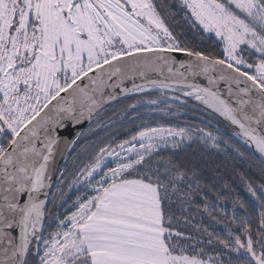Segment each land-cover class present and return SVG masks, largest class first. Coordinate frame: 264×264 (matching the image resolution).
Instances as JSON below:
<instances>
[{
	"label": "snow or ice",
	"instance_id": "1",
	"mask_svg": "<svg viewBox=\"0 0 264 264\" xmlns=\"http://www.w3.org/2000/svg\"><path fill=\"white\" fill-rule=\"evenodd\" d=\"M255 154L264 0H0V264H264V182L224 180Z\"/></svg>",
	"mask_w": 264,
	"mask_h": 264
},
{
	"label": "trees",
	"instance_id": "2",
	"mask_svg": "<svg viewBox=\"0 0 264 264\" xmlns=\"http://www.w3.org/2000/svg\"><path fill=\"white\" fill-rule=\"evenodd\" d=\"M191 39V37H190ZM193 43H196L195 40H193ZM206 46V45H205ZM138 97H135L133 99H121L119 102H116L112 105H110L107 108V111L104 112L100 117V127H97L94 133H90L87 137V139L84 141V143L81 145L80 149H78L79 158L81 160L87 159V153L84 152V149H88V152L90 153L97 145H103L104 143H107L108 139L112 135H117L118 139H126L128 135L131 134V131H134V125L129 124L128 121L125 119L122 121L123 127H121V121L117 119L119 112L121 109H124L127 107V105H130L135 102V99ZM154 98V97H150ZM191 103V102H190ZM138 111L141 112L143 115L144 110L139 109ZM203 113L197 112L193 110L192 108L184 109L182 113L178 117V121L176 119H172L171 117L165 118L162 115L156 114L153 116L151 120H148L147 116L144 117L145 121L149 123L151 126H156V123L158 121H163L165 119L171 120L172 123H181L184 122H190L193 124H199L202 122ZM109 120H111L113 123H109ZM220 126L223 128L225 125L220 122ZM134 124H139V121H135ZM91 146V147H90ZM78 153H73V156H77ZM218 161L223 163L222 159L220 157L216 158ZM259 160L255 158V160H228L227 162V168L224 174V180L227 181L232 185V187L235 189V192L238 193L243 199L246 201L250 199V197L247 195L244 185L241 183L239 179V172H243L245 176H247L250 179H255L259 182L261 181L259 169L261 168ZM68 166L70 170L73 166L72 158L70 157L68 159ZM64 167V163L62 165ZM71 196V199H75V196L77 193L74 191L72 193H69ZM225 195H229V193H225ZM71 201H69L70 203ZM231 207V204H228V208Z\"/></svg>",
	"mask_w": 264,
	"mask_h": 264
},
{
	"label": "water",
	"instance_id": "3",
	"mask_svg": "<svg viewBox=\"0 0 264 264\" xmlns=\"http://www.w3.org/2000/svg\"><path fill=\"white\" fill-rule=\"evenodd\" d=\"M110 106V105H109ZM108 106V107H109ZM85 127H87V125H85ZM249 151H252V150H249ZM255 156H256V158L259 160L260 159V157H259V154H255ZM62 165H63V162H60V166L62 167ZM54 179H57V178H55L54 177Z\"/></svg>",
	"mask_w": 264,
	"mask_h": 264
},
{
	"label": "rangeland",
	"instance_id": "4",
	"mask_svg": "<svg viewBox=\"0 0 264 264\" xmlns=\"http://www.w3.org/2000/svg\"><path fill=\"white\" fill-rule=\"evenodd\" d=\"M75 192V191H74ZM75 193H77V195L79 194L78 192H75Z\"/></svg>",
	"mask_w": 264,
	"mask_h": 264
},
{
	"label": "flooded vegetation",
	"instance_id": "5",
	"mask_svg": "<svg viewBox=\"0 0 264 264\" xmlns=\"http://www.w3.org/2000/svg\"><path fill=\"white\" fill-rule=\"evenodd\" d=\"M231 209V207L229 208V210Z\"/></svg>",
	"mask_w": 264,
	"mask_h": 264
}]
</instances>
